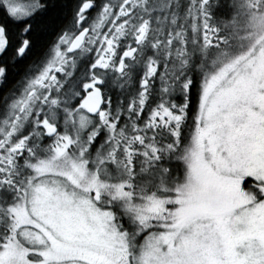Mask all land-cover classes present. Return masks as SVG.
I'll return each instance as SVG.
<instances>
[{
    "label": "snow or ice",
    "instance_id": "snow-or-ice-1",
    "mask_svg": "<svg viewBox=\"0 0 264 264\" xmlns=\"http://www.w3.org/2000/svg\"><path fill=\"white\" fill-rule=\"evenodd\" d=\"M0 264H264V0H0Z\"/></svg>",
    "mask_w": 264,
    "mask_h": 264
}]
</instances>
